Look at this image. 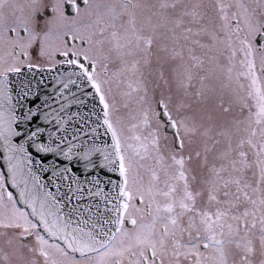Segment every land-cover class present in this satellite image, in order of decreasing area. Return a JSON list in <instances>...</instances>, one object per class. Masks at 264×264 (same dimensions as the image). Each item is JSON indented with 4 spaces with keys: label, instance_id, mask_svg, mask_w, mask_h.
<instances>
[{
    "label": "snow or ice",
    "instance_id": "1",
    "mask_svg": "<svg viewBox=\"0 0 264 264\" xmlns=\"http://www.w3.org/2000/svg\"><path fill=\"white\" fill-rule=\"evenodd\" d=\"M0 264H264V0H0Z\"/></svg>",
    "mask_w": 264,
    "mask_h": 264
}]
</instances>
